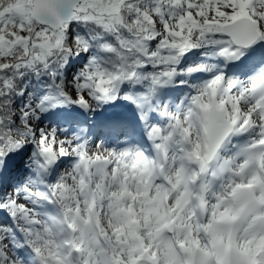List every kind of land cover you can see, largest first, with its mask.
Listing matches in <instances>:
<instances>
[{
    "label": "snow or ice",
    "instance_id": "1",
    "mask_svg": "<svg viewBox=\"0 0 264 264\" xmlns=\"http://www.w3.org/2000/svg\"><path fill=\"white\" fill-rule=\"evenodd\" d=\"M0 264H264V0H0Z\"/></svg>",
    "mask_w": 264,
    "mask_h": 264
}]
</instances>
